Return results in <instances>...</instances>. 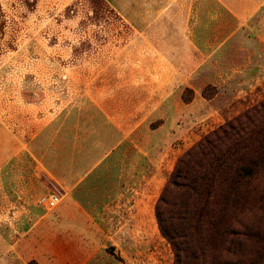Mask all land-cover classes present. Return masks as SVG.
<instances>
[{
  "label": "rangeland",
  "instance_id": "obj_1",
  "mask_svg": "<svg viewBox=\"0 0 264 264\" xmlns=\"http://www.w3.org/2000/svg\"><path fill=\"white\" fill-rule=\"evenodd\" d=\"M262 50L264 0H0V174L19 186L13 194L11 177L5 183L4 221L17 202L42 207L45 195L26 178L40 173L30 146L62 111L77 108L86 121L71 141L80 151L89 135L95 144V103L126 147L109 239L31 247L19 264H85L92 253L95 264H174L157 200L178 160L206 136L244 115L250 129L264 125V81L246 85ZM257 184L260 203L240 219L252 226L250 254L264 264V171Z\"/></svg>",
  "mask_w": 264,
  "mask_h": 264
},
{
  "label": "crops",
  "instance_id": "obj_2",
  "mask_svg": "<svg viewBox=\"0 0 264 264\" xmlns=\"http://www.w3.org/2000/svg\"><path fill=\"white\" fill-rule=\"evenodd\" d=\"M258 57L254 72L248 74L251 78L247 75L248 87H253L250 81L255 80L257 84L264 81L263 50ZM101 112L95 103V121L90 120L93 125L88 123V126L95 127V144L93 146V136L89 135L88 145H84L81 151L71 142L75 140L76 129L86 122L77 108L64 110L56 119L44 122L32 138L34 143L30 146L29 154L40 173L26 178L35 182L33 189L40 196L50 195L51 188L55 189L56 194L53 195L61 199V204L55 210L47 211L40 205L24 201V205L19 206L17 202L11 207L12 216L8 221H4L5 207L0 205V264H19L21 257L24 258L31 247L53 243L97 246L109 239L105 231L109 214L114 212L109 203L115 200V192L120 191L117 155L126 147L123 143L125 138ZM10 177L14 183L10 187L13 194L19 191L17 177H5L2 173L0 200ZM16 198L22 199L19 194ZM89 199H94L95 204L91 205ZM21 214L25 215L21 217ZM95 258V253L82 257L85 264H95Z\"/></svg>",
  "mask_w": 264,
  "mask_h": 264
},
{
  "label": "trees",
  "instance_id": "obj_3",
  "mask_svg": "<svg viewBox=\"0 0 264 264\" xmlns=\"http://www.w3.org/2000/svg\"><path fill=\"white\" fill-rule=\"evenodd\" d=\"M252 124L251 115L241 116L178 160L155 206L174 264H256L248 246L252 226L240 219L260 203L264 125L250 129Z\"/></svg>",
  "mask_w": 264,
  "mask_h": 264
},
{
  "label": "built area",
  "instance_id": "obj_4",
  "mask_svg": "<svg viewBox=\"0 0 264 264\" xmlns=\"http://www.w3.org/2000/svg\"><path fill=\"white\" fill-rule=\"evenodd\" d=\"M60 202V198L50 194L47 196H44L40 199L39 203L45 207L47 210H52L54 209Z\"/></svg>",
  "mask_w": 264,
  "mask_h": 264
}]
</instances>
